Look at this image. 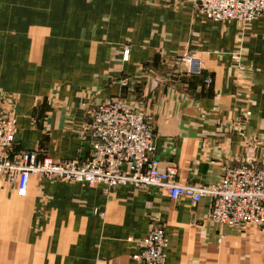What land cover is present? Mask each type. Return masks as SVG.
I'll list each match as a JSON object with an SVG mask.
<instances>
[{"label": "crops", "instance_id": "obj_1", "mask_svg": "<svg viewBox=\"0 0 264 264\" xmlns=\"http://www.w3.org/2000/svg\"><path fill=\"white\" fill-rule=\"evenodd\" d=\"M242 38L249 88L231 59ZM70 41L54 65L48 42ZM0 90L16 97L20 149L85 158L90 110L121 96L146 115L162 169L177 166L181 185L212 184L228 160H264V15L213 21L193 0H0ZM209 209L208 197L174 200L158 185L33 175L20 196L0 180V264H147L136 242L157 225L163 264H264V232L212 223Z\"/></svg>", "mask_w": 264, "mask_h": 264}, {"label": "built area", "instance_id": "obj_2", "mask_svg": "<svg viewBox=\"0 0 264 264\" xmlns=\"http://www.w3.org/2000/svg\"><path fill=\"white\" fill-rule=\"evenodd\" d=\"M193 3L213 21L250 23L264 15V0H193ZM243 42V38L236 41L231 59L237 80L249 88ZM178 57L188 63L191 73L201 72L200 63L185 48L178 52ZM123 59H129V47L124 49ZM2 99L0 92V180L16 186L20 196L26 195L33 175L58 177L90 188L100 184L108 188L158 185L174 200L187 197L198 203L208 197V218L212 223L238 230L247 226L264 228V167L232 165L226 161L216 182L198 187L181 185L177 182V167L168 165L162 169L154 155V132L146 115L124 98L107 99L90 110L82 128L89 152L85 158L74 160L40 157L31 149L17 151V120L2 108ZM136 243L139 252L135 259L147 264L164 263L169 240L161 226H153Z\"/></svg>", "mask_w": 264, "mask_h": 264}, {"label": "rangeland", "instance_id": "obj_3", "mask_svg": "<svg viewBox=\"0 0 264 264\" xmlns=\"http://www.w3.org/2000/svg\"><path fill=\"white\" fill-rule=\"evenodd\" d=\"M12 1H17V0H9V2H12ZM92 29V28H91ZM16 44H19L20 45V43L19 42H15ZM66 44H69V46H71V45H73L74 46V44H78V42H74V41H70V42H53V44H52V46H51V48H52V50L53 51H51V49H50V47H49V42H48V49L50 50V51H48V53H50V55L51 56H49V58L52 60V62H53V64L55 65V64H57V62H58V60L60 59V57H61V53H59L60 52V50H61V45L62 46H66ZM84 44H85V42H84ZM129 45H124L123 46V56H124V49H126L127 47H128ZM90 47H91V41H90ZM15 58V57H14ZM178 59L181 61V62H183L179 57H178ZM124 60V59H123ZM125 61V60H124ZM184 64H185V66L188 68V63L187 62H183ZM200 63V62H199ZM201 65V64H200ZM201 68H202V66H201ZM123 81H125V80H123ZM122 81V82H123ZM123 84V83H122ZM0 92H1V96H3V99H2V108L6 111V113L7 114H11V115H14V112L16 113V111H15V108H16V106H15V100H16V97L15 96H11V94H9V93H6V92H4V91H1L0 90ZM116 97H120V98H123V97H121V96H116ZM15 116V115H14ZM17 130H18V126H17ZM83 135V134H82ZM83 138H84V141H86L87 142V144H88V146H89V142H88V140L83 136ZM17 144V133H16V141H15V148H16V150L17 151H21V150H25V149H20L19 148V146L18 145H16ZM31 150H33V149H31ZM34 151H36V150H34ZM37 152V151H36ZM38 153V152H37ZM39 154V153H38ZM40 156V155H39ZM43 157H45V156H43ZM48 157V156H47ZM229 161V160H228ZM232 165H238V164H233L231 161H229ZM245 164H249V165H253V166H257V167H264V160L263 161H259V162H253V163H245ZM177 167V166H176ZM178 169V168H177ZM248 227H253V228H258V229H260L262 232H264V228H262L261 226H247V227H245V228H242V229H239L240 231H242V230H244V229H246V228H248Z\"/></svg>", "mask_w": 264, "mask_h": 264}]
</instances>
